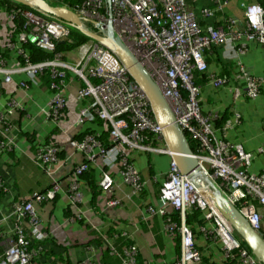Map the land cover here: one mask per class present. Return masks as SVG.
I'll return each mask as SVG.
<instances>
[{"label":"built area","instance_id":"1","mask_svg":"<svg viewBox=\"0 0 264 264\" xmlns=\"http://www.w3.org/2000/svg\"><path fill=\"white\" fill-rule=\"evenodd\" d=\"M49 1L59 4L57 0ZM217 2L222 8L220 0ZM241 6L247 25L244 31L233 30L234 20H229L228 30L212 25L203 29L198 25L186 0H86L76 11L80 16L96 21L99 27L106 25L109 19L112 20L115 32L132 49L161 88L179 127L186 136L188 134L198 142V149L194 153L203 169L238 207L253 229L259 231L264 238V171L251 172L253 154L246 151L241 144H233L215 135L212 122L218 115L215 113L206 115L203 112L200 99L202 88L194 83L195 70L200 72L208 70L204 51L212 44L224 45L231 39L235 41L246 39L264 46V8L258 2H242ZM253 7L259 9L257 13L259 23L256 25L249 18V10ZM18 13L27 19L25 31L20 33L19 40L24 43L30 39L49 52L55 51L54 40L69 38L73 30L67 23L35 9L11 10V18ZM213 14L212 8L203 9L204 16ZM247 49V43L243 41L228 52L230 57L238 59L236 65L242 79V83L236 85L233 93L235 97L245 95L254 100L260 95L264 78L252 75L240 61V56ZM21 52H24V49H21ZM80 54L82 65L80 63L72 65L63 59L61 53H55L52 60L27 63L23 70L28 71L31 78L36 80L37 72L46 67L52 68L49 87L53 91V96L49 109L43 110L48 117L55 120L65 108L64 90L68 70L75 71L85 83L79 91V98H92L90 106L84 109L83 113L92 111L96 118L102 120L109 128V139L113 142L109 148L97 138L98 135L93 134L87 135L83 140L71 141L74 147L83 150L86 155L84 162L75 167L74 175L80 177L88 170L91 161L96 158V153H100L102 158H108V165L116 162L119 157L125 167L126 181L135 191H142L144 182L141 175L129 163L122 146L128 145L143 152L171 156L163 138L162 127L156 121L145 94L131 80L125 66L113 52L90 41L80 46ZM1 63L0 61V76L6 73L5 80L8 82L11 80L10 71ZM93 79L97 82H93ZM228 81L226 76H212L211 79L215 87L223 86ZM22 85L25 86V83ZM12 113L13 110L7 113L0 112V121ZM230 125L231 122L226 123V126ZM4 147L5 143L2 142L0 148ZM57 151L58 148L47 146L37 152L36 163L43 166L49 174L52 170L48 165L56 161ZM100 186L106 192L113 190L114 179L107 170L103 172ZM3 187L4 183L0 179V188ZM60 190L61 184L53 179L52 186L47 191L35 193L33 198L37 201H48L54 199ZM159 190L165 200L160 209L161 214L170 216L173 210L181 213L183 208L200 209L205 212V218L214 223V237L221 241L228 257L237 260L238 264H262L236 236L212 203L179 172L173 159ZM69 192L74 202L82 201L83 195L78 179L70 185ZM117 203L116 198L108 200L109 205ZM149 212L154 214L155 210L149 208ZM14 214L15 236L8 238V244L0 254V264H31L37 254V250L31 246V237L44 238L39 231L40 218L31 200L16 205ZM167 229L171 233L178 232L182 241L181 258L171 264H200L201 252L195 244L192 229L186 224V215L184 223L182 215L180 222L168 217ZM25 231H30L32 236L28 237ZM130 242L119 250L120 254L124 252L126 255L121 264H136L138 247L131 238ZM0 244H3L2 239Z\"/></svg>","mask_w":264,"mask_h":264},{"label":"crops","instance_id":"2","mask_svg":"<svg viewBox=\"0 0 264 264\" xmlns=\"http://www.w3.org/2000/svg\"><path fill=\"white\" fill-rule=\"evenodd\" d=\"M186 2L203 29L208 25L225 28L226 24L222 25L224 17H229L228 21H235V31H244L247 27L241 6L244 0H229L225 3L220 0L222 8L217 0ZM212 7L215 9L214 14L204 16L203 9ZM0 22L4 27L12 26L10 12H3ZM9 38L0 41L2 46L9 49L6 59L0 61L10 71L11 77L7 82L6 73L0 76V112L13 110L12 114H7L0 121V144L5 143V147L0 148V179L4 183V187L0 188V237L3 240L0 254L13 234L15 206L31 200L40 218V234L44 236L46 251L40 258L45 264H121L126 255L119 252L122 246L119 248L114 245L116 234H107L111 227L131 238L138 247L136 264H171L179 260L182 255L181 235L167 229L169 215L160 212L165 200L159 189L169 172L171 157L122 146L129 163L141 175L144 182L142 191H135L126 181L125 167L119 157L108 165V158L96 153L88 170L76 177L74 169L84 162L86 155L83 150L74 147L71 141L83 140L93 134L98 135L102 142L108 136L109 128L92 111L83 113L90 106L92 98H79V91L85 83L73 70L67 73L64 110L57 120L48 117L43 109H49L53 96L49 87L50 75L41 74L33 80L28 71L23 70L25 65L21 56L25 52H21L22 42L19 39L10 42ZM243 41L247 43L248 49L240 56V61L252 75L264 78V46L252 40L231 39L205 57L208 71L217 77L227 76L223 69L233 64L229 81L220 87H215L210 81L203 82L200 84V99L205 113L218 116L228 114L231 125L225 124L223 130L212 126L215 135L233 144H241L252 153L250 171L259 173L264 171V84L257 99L252 100L245 95L235 97L234 88L242 83V79L236 69L238 59L230 57L228 53L233 46L237 47ZM1 45L0 57L4 52ZM77 53L80 54L79 48L64 53L65 60L75 65L73 62L79 57ZM47 146L58 148L56 161L48 165L52 170L50 174L36 163L38 150ZM105 170L114 179L111 192H106L100 186ZM53 179L61 184L56 197L48 201L34 199L35 193H44L52 186ZM76 179L80 181L83 195L80 202H74L69 192L70 185ZM110 198H116L118 203L109 205ZM149 208L154 209L155 213H150ZM194 210L188 209L187 213ZM189 227L201 252L200 264H238L237 260L226 255L223 244L214 237L215 225L212 220L205 218L204 211L201 221L194 220ZM227 258L230 260L227 261Z\"/></svg>","mask_w":264,"mask_h":264},{"label":"water","instance_id":"3","mask_svg":"<svg viewBox=\"0 0 264 264\" xmlns=\"http://www.w3.org/2000/svg\"><path fill=\"white\" fill-rule=\"evenodd\" d=\"M10 1L67 23L74 30L110 50L120 59L129 77L145 94L156 121L162 127L164 141L179 172L186 176L195 188L212 203L236 236L245 243L258 261L264 264V238L262 234L253 229L248 219L203 169L198 157L191 149L186 134L177 124L174 112L161 88L132 49L115 32L112 20L109 19L106 25L99 27L96 21L80 16L76 10L64 5L53 4L48 0ZM86 23L91 24L94 29H90ZM65 40L71 41L68 37H63L59 41ZM186 212L185 208L181 211L183 223Z\"/></svg>","mask_w":264,"mask_h":264},{"label":"trees","instance_id":"4","mask_svg":"<svg viewBox=\"0 0 264 264\" xmlns=\"http://www.w3.org/2000/svg\"><path fill=\"white\" fill-rule=\"evenodd\" d=\"M85 1L86 0H57L56 2L61 4V5H64V6L71 8V9L76 10V9H80L84 5ZM244 2L245 3L258 2L264 8V0H244ZM17 9L26 10L29 8L22 6V5H19V4H16L10 0H0V18L2 16L3 12L8 13L11 10H17ZM212 9L215 10L214 7H212ZM39 14H41V13H39ZM228 18L229 17H224L223 23H222V25L226 24L225 29H227V30H228V26L230 25V22L227 20ZM217 19H219V17H217ZM26 20L27 19L24 15L18 13V15L13 18V25L12 26L4 27L3 24L0 22V41L2 42L3 40L8 39L9 34L12 35V37L9 38L10 42L17 41V39H19L20 33L22 31H25L24 25L26 23ZM89 27L94 29L92 25H89ZM5 29H6V35H5ZM69 38L71 41L65 40V41L61 42V41L54 40L55 51H51V52L39 47L34 41H32L30 39L27 42L21 43V46L25 52V54H22V56H21V59H22L21 61H22L23 65H26L27 63L34 64V63H39V62L50 61L54 58L55 53H61L62 57L64 59H66L64 53H66L68 51H73V50L79 48L81 45L91 41V39H89L88 37L84 36L83 34L77 32L74 29L72 30ZM0 45H1V43H0ZM218 46H220V45L212 44L209 48H207L204 51V56L207 58L209 55L208 53L210 51L217 50ZM2 47L4 48V52H3V55L0 57L1 60L3 58L6 59L7 53L9 52V49L5 45H3ZM231 65H232L231 67L227 66V69L226 68L223 69L224 74L227 75L226 76L227 79H229L230 75L233 73L232 69H234V67H233V64H231ZM237 67H238V65H236V69H238ZM51 71H52L51 67H46L41 72H37L36 76L38 77V75L45 74V73L46 74L48 73L47 75L49 76V75H51ZM238 72H239V70H238ZM212 76H216V75L212 74L208 70L205 72H200L198 70H195L194 83L196 85L201 86L200 84H202L203 82H209V81L211 82ZM48 79L50 82V77ZM93 82H97V80L93 79ZM201 106H202V104H201ZM205 114L209 115L212 113H205ZM228 121H229V116H228V114L224 113L223 115H219L215 120H213L212 126L213 127L215 126L216 128L223 130L225 127V124ZM108 132H109V130H108ZM97 138L99 139V137H97ZM187 138H188L189 144L191 146V149L194 152H196V150L198 149V142L196 140L192 139L188 134H187ZM222 139H225V138H222ZM102 142L108 148L113 145V142L109 139V133H108V136H106V138L102 140ZM1 190L3 191V189H1ZM169 217H171L174 221H179V222L181 221L180 212L177 210H173L172 214H170ZM201 218H203V211H201L200 209H196L192 213L186 214V224L190 226L194 222V220L201 221ZM111 228L107 234L109 236H113L114 234H116L117 237L115 238L114 245H117V247L120 248L121 246L123 247L124 245L131 243L130 238L125 237L120 231L113 229V227H111ZM25 233L28 237L32 236L30 231H25ZM11 236H15L14 232H13V234H11ZM44 243H45V241L43 239H39L37 237H35V238L31 237V246L34 247L35 250H37V254L33 257L31 264H36V263L45 264L42 261V259L40 258L41 254L46 251L45 247H44ZM244 245H245V243H244ZM39 248H40V250H39ZM228 260H230V259L227 258V261Z\"/></svg>","mask_w":264,"mask_h":264},{"label":"clouds","instance_id":"5","mask_svg":"<svg viewBox=\"0 0 264 264\" xmlns=\"http://www.w3.org/2000/svg\"><path fill=\"white\" fill-rule=\"evenodd\" d=\"M58 5H61V4H58ZM259 12V9L257 8V7H253L252 9H250L249 10V18H250V20H251V22L254 24V25H256V24H258L259 23V17H258V15H257V13ZM86 24H88V25H91V24H89V23H86ZM87 25V26H88ZM89 27V26H88ZM90 28V27H89ZM90 29H92V28H90ZM92 41V40H91ZM90 42V41H89ZM94 42V41H93ZM96 43V42H95ZM79 49H80V47H79ZM64 59V58H63ZM132 80V79H131ZM166 144V143H165ZM171 157V156H170ZM171 160H172V157H171ZM193 209H195V208H193ZM188 210V209H187ZM186 210V211H187ZM187 213V212H186ZM186 213H185V215H186ZM180 215H182L181 213H180Z\"/></svg>","mask_w":264,"mask_h":264},{"label":"rangeland","instance_id":"6","mask_svg":"<svg viewBox=\"0 0 264 264\" xmlns=\"http://www.w3.org/2000/svg\"><path fill=\"white\" fill-rule=\"evenodd\" d=\"M86 25H88V24H86ZM88 26H89V25H88ZM79 50H80V49H79ZM76 56H79V57H77L76 61H74L73 63H74L75 65L78 64V63H80V64L82 65V63H81V54L77 53ZM255 204H256L259 208H261V206H260L257 202H255Z\"/></svg>","mask_w":264,"mask_h":264}]
</instances>
